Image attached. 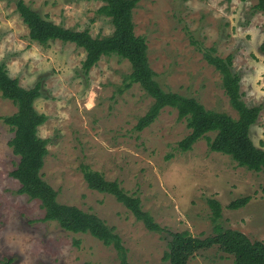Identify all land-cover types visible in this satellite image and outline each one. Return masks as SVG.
Returning a JSON list of instances; mask_svg holds the SVG:
<instances>
[{"label": "rangeland", "instance_id": "374dc122", "mask_svg": "<svg viewBox=\"0 0 264 264\" xmlns=\"http://www.w3.org/2000/svg\"><path fill=\"white\" fill-rule=\"evenodd\" d=\"M18 0H0V65L25 89L40 84L34 109L46 116L38 127L48 141L41 170L57 193L59 204L95 214L114 227L127 251L129 264H167L163 260L169 233L188 231L205 239L214 235L207 199L221 205L223 229L243 233L264 244V175L238 167L224 154L212 152L205 139L181 152L178 142L188 133L185 122L169 107L142 131L135 125L153 99L138 85L125 88L130 63L102 57L88 72L85 52L72 43L40 45L16 11ZM41 17L92 38L110 36V18L98 13L103 5L88 0H22ZM256 0H139L132 11L134 33L145 39L150 68L164 91L191 97L207 110L237 118L219 73L203 58L211 50L231 56L232 72L247 107L260 106L249 129L253 144L264 151V15ZM16 107L0 96V117ZM210 138L213 133L208 134ZM13 132L0 120V264H120L111 246L89 234H74L56 222H44L37 199L18 193L11 177L19 157L8 146ZM107 181H117L139 197L144 211L164 229L149 232L115 198L90 190L82 168ZM243 197L249 202L230 210ZM188 264H233L213 246L195 254Z\"/></svg>", "mask_w": 264, "mask_h": 264}, {"label": "trees", "instance_id": "16d2710c", "mask_svg": "<svg viewBox=\"0 0 264 264\" xmlns=\"http://www.w3.org/2000/svg\"><path fill=\"white\" fill-rule=\"evenodd\" d=\"M103 5L98 13L110 18L113 33L110 36L92 38L87 30L73 31L55 25L41 17L22 0L16 2V11L28 29L31 41L47 45L51 41L72 43L85 52L82 69L88 72L102 57L116 56L127 60L131 72L127 76L125 88L138 84L153 99L147 113L139 118L135 129L142 131L152 124L161 110L166 107L174 109L177 120L184 121L189 133L178 142L181 152L191 150L192 145L200 139L207 141L210 151L229 156L238 167L264 175V151L257 148L249 136V129L258 120L260 106L247 107L242 101L239 91L240 78L232 72V58H221L206 51L204 60L220 75L221 87L228 97L230 107L236 112L237 118L221 112L207 110L201 103L191 97L175 92L164 91L155 80V72L150 68L147 58L146 41L134 33L132 11L139 0H88ZM255 9L264 15V0H256ZM264 52V42L261 45ZM0 96L10 101L16 112L0 120L10 128L13 137L8 146L14 155L19 157L11 177L20 185L19 194L30 199H37L45 211L43 221L56 222L64 231L74 234H89L111 246L117 252L120 264H129L127 251L116 234L114 227H109L95 214L87 213L75 206L59 204L57 193L43 180L41 170L47 156V140L39 138L38 127L46 122V116L34 109V101L40 96V84L33 88L21 87L16 79L8 76L3 65H0ZM213 133L210 138L208 134ZM87 187L102 194H109L124 206L141 222L149 232L162 233V229L153 217L144 211L139 197L128 194L117 181H107L102 174L82 168ZM243 197L229 204L230 210H237L249 202ZM210 219L214 224V235L205 239L192 237L188 231L169 233L167 251L163 260L167 264H188L189 260L201 250L217 247L224 254L233 258V264H264V244L251 241L243 233L223 229L218 223L221 218V205L214 199H207Z\"/></svg>", "mask_w": 264, "mask_h": 264}]
</instances>
